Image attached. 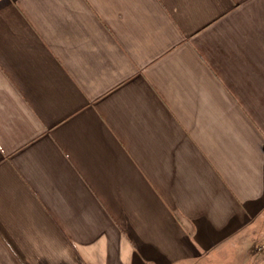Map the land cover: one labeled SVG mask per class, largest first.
Wrapping results in <instances>:
<instances>
[{
    "label": "crops",
    "instance_id": "obj_1",
    "mask_svg": "<svg viewBox=\"0 0 264 264\" xmlns=\"http://www.w3.org/2000/svg\"><path fill=\"white\" fill-rule=\"evenodd\" d=\"M262 230L264 0H0V264H257Z\"/></svg>",
    "mask_w": 264,
    "mask_h": 264
},
{
    "label": "rangeland",
    "instance_id": "obj_2",
    "mask_svg": "<svg viewBox=\"0 0 264 264\" xmlns=\"http://www.w3.org/2000/svg\"><path fill=\"white\" fill-rule=\"evenodd\" d=\"M259 233H256L255 232L254 235L251 236L252 238H249L247 240L249 243L246 245V247L244 248V246H241L240 251L245 252V254L247 253L248 256H250V255L251 256H254V259H257V261H258L257 264H264V250L263 251H258L257 250V246L259 244L264 243V230H262V232L260 234ZM244 234L245 233H243L242 236H244ZM235 241L238 242V238H236ZM239 242H240V240H239ZM233 251H234V253L232 255H234V254L235 255L232 257V259L235 256H237V255L238 256H242L243 255V253L240 254V251L239 250H237V251L233 250Z\"/></svg>",
    "mask_w": 264,
    "mask_h": 264
},
{
    "label": "built area",
    "instance_id": "obj_3",
    "mask_svg": "<svg viewBox=\"0 0 264 264\" xmlns=\"http://www.w3.org/2000/svg\"><path fill=\"white\" fill-rule=\"evenodd\" d=\"M257 250H258V251H263V250H264V243L259 244V245L257 246Z\"/></svg>",
    "mask_w": 264,
    "mask_h": 264
}]
</instances>
